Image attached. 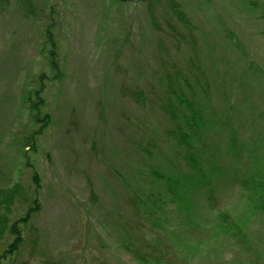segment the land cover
Segmentation results:
<instances>
[{
  "label": "rangeland",
  "instance_id": "obj_1",
  "mask_svg": "<svg viewBox=\"0 0 264 264\" xmlns=\"http://www.w3.org/2000/svg\"><path fill=\"white\" fill-rule=\"evenodd\" d=\"M29 1L33 14L24 9L26 0L0 7V184L21 178L31 185L35 170L42 188L32 241L16 263L138 264L120 241L141 238L138 228L148 223L130 203L134 194L143 197L156 188L144 166L152 160L142 146L151 137L157 155L168 157L175 145L159 105L152 98L135 103L124 90L141 88L152 96L163 87L164 65L173 60L183 65L188 53L169 50L166 37H161L166 47L159 49L160 34L141 0ZM182 3L197 26L216 115L238 132L235 149L228 130L206 134V156L216 164L211 183L216 203L210 207L228 211L248 243L207 239L209 228L186 227L180 232L185 242L201 247L185 248L183 262L264 264V213L249 209L248 192L238 182L264 169V0ZM49 29L61 79L47 65ZM42 71L50 79L46 110L52 122L36 151L29 150L32 168L15 156L14 139L27 126L22 92ZM198 203L199 216L211 218L205 201ZM154 230L149 237L165 235Z\"/></svg>",
  "mask_w": 264,
  "mask_h": 264
},
{
  "label": "trees",
  "instance_id": "obj_2",
  "mask_svg": "<svg viewBox=\"0 0 264 264\" xmlns=\"http://www.w3.org/2000/svg\"><path fill=\"white\" fill-rule=\"evenodd\" d=\"M112 1L122 4L131 2ZM141 1L145 3L152 28L160 34L159 49L166 47L164 39L161 38L166 37L170 42L167 47L169 50L179 53L186 51L188 56L183 65L178 66L175 60L169 66L164 65L163 87L152 96L147 95L141 88L124 90L135 103L144 104L152 98L159 105L161 112L171 123L166 135L175 146L168 157L157 155L158 144L151 137H148L146 144L142 146L143 154L152 160V164L144 163V166L149 177L156 183V188H152L143 197L134 194L130 203L135 211L142 213L149 224L143 223L138 228L141 230V238L131 237L132 241L120 243L138 264H185V248L199 250L201 247L198 242H185L186 236L180 232L186 227L191 230L194 226L209 228L211 231L207 233V239L219 240L224 236L246 247L248 243L241 231L243 227L237 225L228 211H215L213 208L216 201L213 200L211 183L216 164L206 156L209 151L204 142L206 134L228 130L230 145L235 149L234 142L237 141L238 132L226 126L227 119H219L216 115V107L211 101L212 85L199 54L196 23L182 0ZM8 2L9 0H0V7L7 6ZM30 3L26 0L24 9L33 14L34 6ZM53 32L49 29L47 33V42L50 44L47 65L51 68L52 77L61 79L63 75L59 67L57 43ZM168 56L169 54L167 59ZM44 71L37 75L33 86H25L22 92L21 98L28 114L27 126L20 136L14 139L15 156L32 168L33 164L28 161L29 150L36 151L40 136L52 122V115L46 110L48 98L45 85L46 80L50 79ZM200 144L205 147H200ZM172 154L174 158H170ZM156 158L159 159L157 164L153 161ZM243 171L246 172L244 169ZM30 182L31 185L18 178L9 184H0V264H17L26 245L32 241L33 219L42 207V188L37 171L33 170ZM238 182L241 189L248 192L246 201L249 209L264 213V169L242 175ZM200 200L205 201L206 208L211 209V218L199 216L196 205ZM211 205L213 207H210ZM17 210L20 212L14 216ZM169 221L174 225L177 223V226H166ZM155 228L164 231L166 237L161 233L149 237L147 232H153ZM255 262L263 264L260 260Z\"/></svg>",
  "mask_w": 264,
  "mask_h": 264
}]
</instances>
